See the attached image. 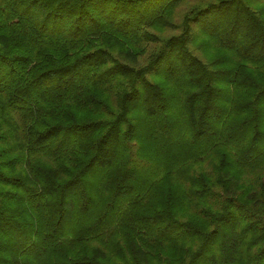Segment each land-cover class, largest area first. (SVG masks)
I'll list each match as a JSON object with an SVG mask.
<instances>
[{"label":"trees","instance_id":"obj_1","mask_svg":"<svg viewBox=\"0 0 264 264\" xmlns=\"http://www.w3.org/2000/svg\"><path fill=\"white\" fill-rule=\"evenodd\" d=\"M186 2L0 0V264H264V0Z\"/></svg>","mask_w":264,"mask_h":264},{"label":"rangeland","instance_id":"obj_2","mask_svg":"<svg viewBox=\"0 0 264 264\" xmlns=\"http://www.w3.org/2000/svg\"><path fill=\"white\" fill-rule=\"evenodd\" d=\"M262 1V0H261ZM198 2V0H187L186 3H184L180 8H179V11H178V14H177V19H181V17L183 18V14L186 13V11L189 9V7H191L192 5L196 4ZM173 30H169L167 32V34H170L172 33ZM199 40V39H198Z\"/></svg>","mask_w":264,"mask_h":264}]
</instances>
